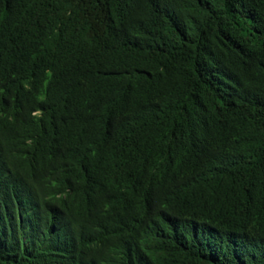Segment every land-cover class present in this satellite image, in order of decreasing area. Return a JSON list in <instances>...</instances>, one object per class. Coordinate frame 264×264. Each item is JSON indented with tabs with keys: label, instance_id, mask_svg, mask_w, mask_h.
<instances>
[{
	"label": "trees",
	"instance_id": "trees-1",
	"mask_svg": "<svg viewBox=\"0 0 264 264\" xmlns=\"http://www.w3.org/2000/svg\"><path fill=\"white\" fill-rule=\"evenodd\" d=\"M0 264H264V0H0Z\"/></svg>",
	"mask_w": 264,
	"mask_h": 264
}]
</instances>
